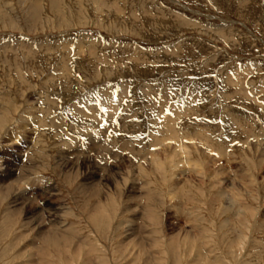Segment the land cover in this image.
Segmentation results:
<instances>
[{
    "label": "rangeland",
    "instance_id": "obj_1",
    "mask_svg": "<svg viewBox=\"0 0 264 264\" xmlns=\"http://www.w3.org/2000/svg\"><path fill=\"white\" fill-rule=\"evenodd\" d=\"M0 264H264V0H0Z\"/></svg>",
    "mask_w": 264,
    "mask_h": 264
},
{
    "label": "bare ground",
    "instance_id": "obj_2",
    "mask_svg": "<svg viewBox=\"0 0 264 264\" xmlns=\"http://www.w3.org/2000/svg\"><path fill=\"white\" fill-rule=\"evenodd\" d=\"M181 139V138H180ZM178 143V142H177ZM162 144V143H161ZM179 144V143H178ZM182 144V143H181ZM186 145V144H185ZM179 147V150H180V152L182 153V154H186V148H184V147H182V146H178ZM191 150V149H190ZM169 152V151H168ZM177 152V151H176ZM180 152H179V154H180ZM172 153V152H171ZM187 154H188V152H187ZM178 155V154H177ZM176 155V156H177ZM188 155H190V154H188ZM167 157H169V158H171V156H167ZM190 157V156H189ZM156 158V157H155ZM184 158H186V157H184ZM167 159V158H166ZM174 159V158H173ZM200 159V158H199ZM203 159V158H202ZM211 159V158H210ZM158 160V159H157ZM192 160V159H191ZM156 161V160H155ZM171 161H172V159H171ZM188 161H190V160H188ZM199 161V160H198ZM153 162H154V160H153ZM157 162V161H156ZM158 162H160V161H158ZM183 162H185V160H183ZM202 162H204V160L203 161H201V164H202ZM87 163V162H86ZM155 163V162H154ZM179 163H181V162H179ZM179 163H178V165H179ZM199 163V162H198ZM184 164V163H183ZM187 164V163H186ZM192 163H190V165H191ZM194 164H195V162H194ZM156 165V164H155ZM165 165V164H164ZM168 165V164H167ZM159 166V165H158ZM183 166H185V165H183ZM192 166V165H191ZM190 166V167H191ZM205 166V165H204ZM163 167V166H162ZM164 167H166V165L164 166ZM186 167V166H185ZM196 167V166H195ZM197 167H198V169H199V167L200 166H198L197 165ZM90 168H91V166H90ZM160 169V168H159ZM162 170H164L163 168H161ZM203 169H205V168H203ZM166 170V169H165ZM165 170H164V172H165ZM200 170V169H199ZM160 171V170H159ZM205 173V172H204ZM168 178H169V176H168ZM168 180V179H167Z\"/></svg>",
    "mask_w": 264,
    "mask_h": 264
}]
</instances>
